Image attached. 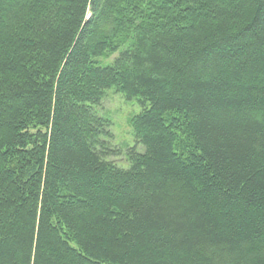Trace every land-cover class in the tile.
<instances>
[{"label":"trees","instance_id":"1","mask_svg":"<svg viewBox=\"0 0 264 264\" xmlns=\"http://www.w3.org/2000/svg\"><path fill=\"white\" fill-rule=\"evenodd\" d=\"M0 264H264V0H0Z\"/></svg>","mask_w":264,"mask_h":264},{"label":"rangeland","instance_id":"2","mask_svg":"<svg viewBox=\"0 0 264 264\" xmlns=\"http://www.w3.org/2000/svg\"><path fill=\"white\" fill-rule=\"evenodd\" d=\"M110 60L105 63L110 62ZM96 110L101 117L110 120L112 137L106 140L113 149L120 151V156L112 157L109 160L120 168L128 169L127 152L129 149L136 147L131 120L142 111L139 102L136 99L128 101L124 95L112 89L107 92L101 106ZM143 150L142 146L137 147L138 152H143Z\"/></svg>","mask_w":264,"mask_h":264}]
</instances>
